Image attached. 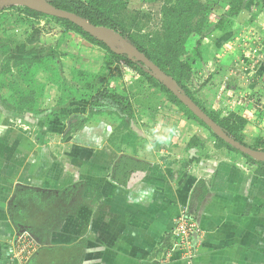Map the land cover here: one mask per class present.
<instances>
[{
  "label": "crops",
  "instance_id": "0c3cea01",
  "mask_svg": "<svg viewBox=\"0 0 264 264\" xmlns=\"http://www.w3.org/2000/svg\"><path fill=\"white\" fill-rule=\"evenodd\" d=\"M126 1L130 8L131 0ZM231 1L199 0L211 10L207 28L193 40L195 45L200 41L201 58L196 59L192 71L199 84L208 82V89H213L211 106L222 108L226 116L233 114L245 120L241 136L246 145L252 146L257 139H264V107L260 108V104L264 106V5L262 0H238L241 5L237 14L228 17ZM28 20L34 18L28 17ZM221 20L223 23L216 27ZM65 32L66 38L74 40L66 51L76 49L78 55L77 63L72 62L69 53L64 56L66 74L74 67L79 70L94 68L91 70H97L98 81L92 85L93 89L110 92L115 89L116 94L125 97L134 113L129 119L145 124L159 120L155 100H150V94L164 95L159 88L140 81L136 73L129 74L127 64L111 60L104 49L80 34L71 30ZM191 36L188 39L193 38ZM252 38L254 46L246 43ZM252 47L259 48L261 54L254 62L250 57ZM14 53L12 50V55ZM99 66L108 68V76H104V70L103 73L98 70ZM111 105L118 108L112 102ZM90 108V100L81 98L70 101L64 112L84 115ZM123 115H111L106 121L93 115L91 126L83 130H91L97 139L109 136L121 125ZM113 117L118 121L112 120ZM181 122V126L173 129H138V132L155 130L154 140L161 139L163 143L129 146L139 152L137 159L130 163L141 170H129L123 182H116L112 190L107 188L102 197L104 207H92L87 224L75 225V236L85 237L87 242L85 251H80L73 264H160V248L167 244L174 219L185 208L195 215L200 230L198 253L190 264H264V177L249 173L244 163L223 156L205 128L189 119L188 123ZM131 135L124 130L120 144L124 145ZM194 138L201 145L190 146ZM107 147L106 151L111 150ZM40 162L36 159L37 166H42ZM123 162L120 157L118 170L123 168ZM111 164L108 159L102 166L108 169ZM30 165L33 164L28 160L21 164L22 167ZM102 178L95 176L91 181L101 182ZM39 179V176L22 172L15 182L29 184ZM0 183V264H9L13 262L12 248L18 232L7 210L3 209V201L9 193ZM95 196L91 200L99 201L98 195ZM44 252L41 250V254L45 255ZM33 257L28 264H32ZM179 257L175 254L173 261L162 264H187Z\"/></svg>",
  "mask_w": 264,
  "mask_h": 264
},
{
  "label": "rangeland",
  "instance_id": "374dc122",
  "mask_svg": "<svg viewBox=\"0 0 264 264\" xmlns=\"http://www.w3.org/2000/svg\"><path fill=\"white\" fill-rule=\"evenodd\" d=\"M163 3L164 0H131L130 8L121 11L116 19L128 31L127 35L160 39L165 33L161 12ZM65 34L64 27L49 16L27 21L18 14L17 8L0 5V181L9 193L3 201V209L7 210L16 232L28 231L36 243L37 251L32 255V264H73L80 251H85L87 239L75 236V225L87 224L92 207H104L102 200L107 188L112 190L116 182H123L129 170H141L131 165L139 152L129 146L163 143L161 139L154 140L155 130L138 132L139 128L173 129L181 126V121L188 123V119L168 101L165 93L161 96L150 94V100L154 99V105H157L159 120L151 124L136 123L123 115L121 125L109 136L97 139L91 130L84 131L85 127L91 126L93 115L106 121L111 115L117 116L119 109L102 100L100 106L90 108L84 115L64 112L70 101L81 98L91 100L95 92L92 85L98 81L97 70H91L94 68L79 70L74 67L71 72H64L65 55L69 53L72 62L77 63L78 59L76 49L66 51L74 40L66 38ZM127 35L123 38L129 43ZM191 35L193 38L185 44L188 57L193 56L195 48L193 40L196 34ZM114 37L119 36L115 34ZM12 50L15 51L13 55ZM51 52L56 54L50 57ZM106 53L108 58L116 60ZM38 57V64L13 65L17 59ZM98 70L101 73L104 70V76H108L107 67L99 66ZM128 72L136 73L131 66H128ZM136 75L140 81H145ZM194 79L189 84L193 92L202 85L198 78ZM211 107L207 109L209 112L227 117L222 108L215 104ZM112 120L118 121L116 117ZM124 130L132 135L121 145L123 140L120 136ZM210 133L215 147L221 150L223 156L227 155L233 162L245 163L242 153L221 145ZM107 146L111 150L106 151ZM120 157L124 165L121 163L123 168L118 170ZM36 159L41 161L42 166H37ZM108 159L112 164L107 169L102 165H106ZM144 159L141 161L145 162ZM24 160L34 166L22 167ZM22 172L40 179L29 184H16L15 178ZM95 176L103 177L102 181L92 183L91 179ZM95 194L99 201L91 200ZM41 250H45V255L41 254ZM158 263L165 261L161 258Z\"/></svg>",
  "mask_w": 264,
  "mask_h": 264
},
{
  "label": "trees",
  "instance_id": "16d2710c",
  "mask_svg": "<svg viewBox=\"0 0 264 264\" xmlns=\"http://www.w3.org/2000/svg\"><path fill=\"white\" fill-rule=\"evenodd\" d=\"M52 6L57 9L72 13L83 19L88 23L97 27H104L114 34H118L119 37L127 35L126 29L116 19L117 15L127 8L126 0H46ZM264 5V0H262ZM241 2L233 0L230 3V9L228 11V17H233L237 14L240 8ZM16 8L15 6H11ZM211 8L202 4L199 0H164L162 12V24L164 29V35L162 38L148 39L145 37H138L135 35H127L128 42L134 46L139 52L143 53L152 63H154L162 72L172 77L177 86L182 92L191 98V100L200 107L214 122H216L225 133L239 142L254 150H260L264 152V139H257L254 145L248 146L243 142L241 131L244 129L246 122L241 117L236 115H229L222 117L220 115H214L207 109L210 108L213 100L212 90L208 89V82L202 83L198 88V91L193 92L190 88V80L195 77L192 71V67L196 59L201 58V52L199 50L200 41H196L194 48V54L192 57H188L185 44L191 34L200 36L208 25V15ZM24 18H42L47 17L41 13L31 11L23 8ZM55 22L60 23L65 30L74 31L80 34L88 42L97 45L104 49L115 59L121 63L127 64L135 69V72L144 78V80L153 87L159 88L166 94L168 101L178 108V110L193 123L202 126L209 133L208 127L196 118L185 106H183L165 87L158 82V80L151 75V73L139 63H133L129 61L125 56L116 55L109 50V48L102 42L97 41L87 33L83 32L79 27L70 23L67 20L50 17ZM223 21L221 20L216 27H219ZM42 36V35H41ZM32 41V40H31ZM56 53L51 52L50 57H53ZM40 57L35 59H17L14 61V67L20 65H32L34 63H40ZM203 86V87H202ZM202 88V89H201ZM100 100H108L112 102L119 109V113L125 114L128 118L134 116L133 109L129 101L115 92H110L106 89H100L95 91L94 97L90 100V106H98ZM211 135V133H210ZM212 136L221 145L226 146L230 150H235L224 141L216 137L213 133ZM190 146L201 145L200 141L196 138L192 139L189 143ZM245 158V168L249 173L255 174L260 177H264V162H258L250 157L243 155Z\"/></svg>",
  "mask_w": 264,
  "mask_h": 264
},
{
  "label": "water",
  "instance_id": "95a60500",
  "mask_svg": "<svg viewBox=\"0 0 264 264\" xmlns=\"http://www.w3.org/2000/svg\"><path fill=\"white\" fill-rule=\"evenodd\" d=\"M0 5L23 7L49 17L67 20L97 41L104 43L114 54L125 56L133 63L142 64L151 73V75H153L158 80V82L165 87L167 91H169L196 118L204 123L216 137L243 155H246L258 162H264L263 151L249 148L229 137L216 122H214L200 107H198L191 100L190 97L182 92L172 77L162 72L143 53L139 52L134 46L127 43L124 38H115V34L108 29L104 27L93 26L85 19L77 15L55 8L46 0H0ZM117 43L121 44L122 47H120Z\"/></svg>",
  "mask_w": 264,
  "mask_h": 264
},
{
  "label": "built area",
  "instance_id": "2783aa9c",
  "mask_svg": "<svg viewBox=\"0 0 264 264\" xmlns=\"http://www.w3.org/2000/svg\"><path fill=\"white\" fill-rule=\"evenodd\" d=\"M16 7V6H15ZM18 14L25 17L23 7H16ZM249 39L250 44L254 46L255 40ZM263 48V47H262ZM257 47H252L250 57L252 62L257 61L261 54ZM258 63V62H257ZM254 67V65L252 66ZM264 106L260 104V108ZM200 230L195 220V215L191 214L187 208L183 209L179 215L174 219L173 227L167 235V244L163 245L161 249L162 260L165 262L173 261L172 257L179 254L180 261L190 264L198 253V240ZM16 241L13 245L12 259L9 264H28L34 251L36 250V243L33 241L28 232L23 231L18 233Z\"/></svg>",
  "mask_w": 264,
  "mask_h": 264
}]
</instances>
